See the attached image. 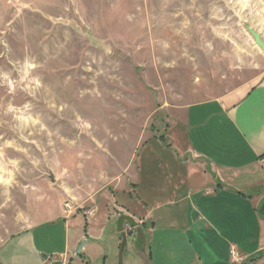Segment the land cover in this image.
<instances>
[{
    "label": "rangeland",
    "instance_id": "374dc122",
    "mask_svg": "<svg viewBox=\"0 0 264 264\" xmlns=\"http://www.w3.org/2000/svg\"><path fill=\"white\" fill-rule=\"evenodd\" d=\"M247 26L264 40V0H0V241L26 209L31 225L58 208L85 219L95 205L138 203L130 184L115 207L104 193L121 188L131 162L134 178L133 157L163 155L151 139L169 112L264 73ZM145 168L135 173L144 190ZM114 213L87 264H145L131 238L119 259L117 219L128 214ZM53 233L63 241L61 223ZM154 235V264L177 252L164 235L192 255L176 229Z\"/></svg>",
    "mask_w": 264,
    "mask_h": 264
},
{
    "label": "crops",
    "instance_id": "0c3cea01",
    "mask_svg": "<svg viewBox=\"0 0 264 264\" xmlns=\"http://www.w3.org/2000/svg\"><path fill=\"white\" fill-rule=\"evenodd\" d=\"M165 126L164 135L151 139L163 155L153 148L156 154L148 160L141 158L137 163L133 157L135 173L148 167V189L140 186L143 177L134 173L131 179V162L121 188L104 193L115 207V193L119 191L124 200L130 184L138 203L130 206L123 201L119 209L108 202L95 205L96 212L91 210L94 215L86 220L66 216L58 208L56 214L31 225L26 209L16 219L21 228L0 241V264H61L51 258L55 254H61L65 264H76L75 256L79 264H87L105 222L120 209L135 222L124 223L123 229L145 264L163 262L161 257L154 259L150 249L159 227L186 235L188 250L193 251L185 257L177 249L180 239L164 235V244L172 242L177 250L167 264H259L258 258L264 257V216L258 213L264 204V166L258 162L264 155V73L217 97L171 110ZM60 223L61 242L53 236V228ZM251 225L255 226L252 233ZM82 239L86 243L76 253ZM158 243L163 246V240ZM231 248L241 258L238 263H233Z\"/></svg>",
    "mask_w": 264,
    "mask_h": 264
},
{
    "label": "water",
    "instance_id": "95a60500",
    "mask_svg": "<svg viewBox=\"0 0 264 264\" xmlns=\"http://www.w3.org/2000/svg\"><path fill=\"white\" fill-rule=\"evenodd\" d=\"M247 30L251 34L254 43L257 46H259L262 50H264V40L262 39L260 33L258 31H256L255 29L249 27V26H247ZM124 222L130 223L131 225L135 224L134 220L129 215H126V214H121L117 219V229L120 233V238H121V241L119 244V250H118V255H119L120 260L122 257L124 247L127 243L126 233L123 230V223ZM85 243H86V240L82 239L81 242L79 243V245L77 246L75 252L79 253L83 249ZM246 260H243V262H245Z\"/></svg>",
    "mask_w": 264,
    "mask_h": 264
},
{
    "label": "built area",
    "instance_id": "2783aa9c",
    "mask_svg": "<svg viewBox=\"0 0 264 264\" xmlns=\"http://www.w3.org/2000/svg\"><path fill=\"white\" fill-rule=\"evenodd\" d=\"M258 162L261 166H264V155L259 158ZM229 253L233 260V263H238V261L241 259L238 252L234 248H231L229 250ZM56 260H61V264H65V261H62L64 260V258L61 255H59Z\"/></svg>",
    "mask_w": 264,
    "mask_h": 264
},
{
    "label": "trees",
    "instance_id": "16d2710c",
    "mask_svg": "<svg viewBox=\"0 0 264 264\" xmlns=\"http://www.w3.org/2000/svg\"><path fill=\"white\" fill-rule=\"evenodd\" d=\"M258 213L262 216H264V204H262L259 208H258Z\"/></svg>",
    "mask_w": 264,
    "mask_h": 264
},
{
    "label": "flooded vegetation",
    "instance_id": "af4514ba",
    "mask_svg": "<svg viewBox=\"0 0 264 264\" xmlns=\"http://www.w3.org/2000/svg\"><path fill=\"white\" fill-rule=\"evenodd\" d=\"M124 223H127V222H124ZM124 223H123V225H124ZM124 230V229H123Z\"/></svg>",
    "mask_w": 264,
    "mask_h": 264
},
{
    "label": "bare ground",
    "instance_id": "6f19581e",
    "mask_svg": "<svg viewBox=\"0 0 264 264\" xmlns=\"http://www.w3.org/2000/svg\"><path fill=\"white\" fill-rule=\"evenodd\" d=\"M100 85V84H99Z\"/></svg>",
    "mask_w": 264,
    "mask_h": 264
}]
</instances>
